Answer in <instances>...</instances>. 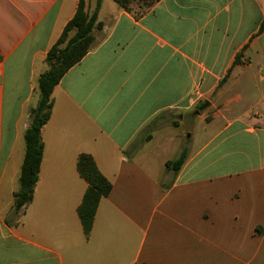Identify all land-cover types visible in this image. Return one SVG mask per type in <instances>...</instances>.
Segmentation results:
<instances>
[{
    "label": "crops",
    "instance_id": "crops-1",
    "mask_svg": "<svg viewBox=\"0 0 264 264\" xmlns=\"http://www.w3.org/2000/svg\"><path fill=\"white\" fill-rule=\"evenodd\" d=\"M78 3L0 0V264H264V0H160L141 16L102 0L14 215L39 78ZM81 154L112 184L89 237Z\"/></svg>",
    "mask_w": 264,
    "mask_h": 264
},
{
    "label": "trees",
    "instance_id": "trees-1",
    "mask_svg": "<svg viewBox=\"0 0 264 264\" xmlns=\"http://www.w3.org/2000/svg\"><path fill=\"white\" fill-rule=\"evenodd\" d=\"M121 8L134 12L137 16L144 15L160 0H114ZM102 0H97L94 10H87V0H79L74 17L65 26L60 38L51 47L46 61L49 69L39 78L40 98L35 108L30 111V126L25 133L26 152L20 174V187L15 194L14 215L20 217L33 200L35 186L43 157L42 128L49 121L52 109V94L66 73L77 65L93 47L95 32L103 29V23L98 21ZM137 7V8H136ZM264 24L262 25V29ZM239 59V56L237 60ZM1 60V57H0ZM173 125L177 126L176 122ZM149 126L146 130L149 133ZM150 139V135L146 137ZM129 152H126V154ZM189 149L184 146L179 156L167 163V169L177 173L188 157ZM78 172L87 182L88 188L83 201L78 208L85 235L89 237L98 205L112 191L111 182L99 171L93 157L81 154L78 158ZM146 264V263H142Z\"/></svg>",
    "mask_w": 264,
    "mask_h": 264
},
{
    "label": "water",
    "instance_id": "water-1",
    "mask_svg": "<svg viewBox=\"0 0 264 264\" xmlns=\"http://www.w3.org/2000/svg\"><path fill=\"white\" fill-rule=\"evenodd\" d=\"M208 106H209V102H206V103L202 106L201 110L205 109V108L208 107ZM189 136H190V135H189Z\"/></svg>",
    "mask_w": 264,
    "mask_h": 264
},
{
    "label": "rangeland",
    "instance_id": "rangeland-1",
    "mask_svg": "<svg viewBox=\"0 0 264 264\" xmlns=\"http://www.w3.org/2000/svg\"><path fill=\"white\" fill-rule=\"evenodd\" d=\"M137 8V7H136ZM188 134H190V133H188Z\"/></svg>",
    "mask_w": 264,
    "mask_h": 264
}]
</instances>
